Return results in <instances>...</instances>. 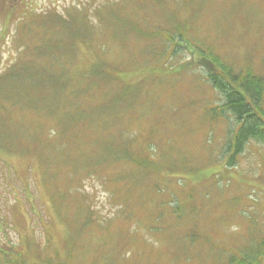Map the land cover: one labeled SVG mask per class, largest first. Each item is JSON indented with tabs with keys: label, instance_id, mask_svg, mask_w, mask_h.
Instances as JSON below:
<instances>
[{
	"label": "trees",
	"instance_id": "16d2710c",
	"mask_svg": "<svg viewBox=\"0 0 264 264\" xmlns=\"http://www.w3.org/2000/svg\"><path fill=\"white\" fill-rule=\"evenodd\" d=\"M204 1L106 0L102 5L84 9L68 5L61 11L49 9V12L39 14L34 10L27 12L23 0H0L3 35L5 30L9 33L12 29L7 15H2L5 6L26 9L18 18L22 23L18 35L24 43L20 55L14 63L0 68V148L7 149V156L21 150L32 154L42 173L54 183L66 170L76 171L74 175L79 179H96L107 191L109 199L113 202L121 200L117 205L111 202L118 209L116 219H127L133 202L152 213L153 225L149 226L148 233L153 235L163 231L157 219L165 215V219L191 223L190 238L193 243L201 241L203 236L197 235L195 228L202 225L205 216L187 199L185 190L188 187L178 176L186 161L178 162L176 154H169L174 167H163L157 163L162 161L158 155L150 156L142 148L150 143L158 147L164 139L170 141L172 133L179 134L178 130L174 131L172 121L167 120L170 112L163 118L168 103L157 120L155 113L145 117L139 113L140 108L148 113L146 105L149 104H156L155 110H158L157 101L164 99L163 94L169 95L168 102L174 97L165 88H142L141 80L127 82L125 75L131 69L127 60L139 58L146 51L154 54V61H158L173 57L181 49L189 50L192 45L186 38L188 28L201 13L204 15L201 9ZM196 8L200 10L197 15L194 14ZM158 12H162L166 28L158 26L156 30L142 26L154 23ZM134 18L137 22L132 20ZM154 37L160 40L159 46L145 43L147 47L135 49L134 41L155 42ZM100 41L103 46H93ZM198 46L201 48L199 61L188 71L202 68L206 75L198 77L207 88L205 93L212 88L222 96V104L215 107L211 104L206 114L217 126H227L229 137L222 154L230 158L228 163L231 165L233 155L240 153L248 142L264 144V82L248 69L233 73L231 67L221 63L211 47ZM45 120L52 121L50 128H40L38 132L37 128ZM150 121L153 122L151 126H146ZM13 130L20 134L17 140L10 133ZM6 142L7 146L4 145ZM78 162L82 166L77 167ZM0 164L7 166L8 162L1 158ZM150 167L160 168L159 173L147 175ZM7 171L11 173L12 170ZM174 188L184 192L178 195ZM193 193L199 196V193ZM82 202L87 204L85 200ZM50 203L55 219L60 217L61 211L67 217L59 199L53 197ZM78 226L79 236L93 237L81 231L85 225ZM181 234L186 239L189 237ZM60 239L63 242L62 233ZM186 239L178 242L188 254L191 249L184 245ZM45 240L47 243H39L38 252L32 254V264H62L60 255L65 248L64 242L62 250L58 251L49 238L45 237ZM257 247L264 252V241ZM21 248L28 249L14 247L20 255L17 262L26 264L27 252ZM11 249L0 247V264H5L4 252ZM248 252L240 259L233 254L226 264H259L260 258L256 259L255 252ZM48 253L53 256L40 257Z\"/></svg>",
	"mask_w": 264,
	"mask_h": 264
},
{
	"label": "rangeland",
	"instance_id": "374dc122",
	"mask_svg": "<svg viewBox=\"0 0 264 264\" xmlns=\"http://www.w3.org/2000/svg\"><path fill=\"white\" fill-rule=\"evenodd\" d=\"M105 1L23 0L27 12L34 10L39 14L49 12V9L61 11L68 5L84 9L87 6L102 5ZM204 2L201 8L204 15L201 13L191 22L192 30L188 28L186 35L190 42H196L192 44L194 48H191L194 57H199L201 52L198 45L205 49L211 47L220 57L221 63L231 67L233 73L249 68L257 76L264 77V0ZM25 7L18 9L6 5L2 12V15H7L8 25L12 29L9 33L5 30L4 37L0 27V42H3L0 43V68L10 62L14 63L20 55L24 43L18 35L22 24L18 18L26 10ZM199 13L200 10L196 8L194 14ZM155 16L154 23L142 26L156 30L158 26L166 28L162 12ZM132 20L137 22V18ZM153 39L155 42L134 41V48L138 50L139 47L145 48L146 44L152 46L154 43L159 46L160 40L157 37ZM103 45L101 41L93 44L94 47ZM127 61V66L131 68L125 75L127 82L140 79L139 85L142 88H165L174 97L168 102L166 98L169 95L163 94L164 99H161L159 93L158 110H155L156 104H149L146 105L148 113L144 108H140L139 113L142 117L155 113L157 120L161 116L160 111L168 103L163 118L170 112L167 120L172 121L174 131L178 130L179 134L172 133L170 141L163 138L164 142L158 147L150 143L142 148L150 156L158 155L162 161L157 163L163 167H174L169 154H176L178 162L186 161L178 176L181 182L184 181V186L188 187L185 190L188 192L185 193L187 199L200 208L205 216L202 225L195 228L196 234H201L203 239L193 243L190 238L192 224L165 219V215L157 219L163 231L153 235L148 233L149 226L153 225L152 213L143 205L133 202L129 217L116 219L118 209L114 204H119L121 200L113 202L109 199L107 191L96 179H79L74 175L76 171L66 170L54 183L42 173L39 162L32 154L21 150L16 155L7 156V149L0 148V159L5 158L7 166L12 170L10 173L6 164H0V247L13 248L4 252V263L18 264L20 255L14 247L20 246L28 247L21 250L27 252L25 263L32 264V254L38 252L36 249L39 243H47L46 237L58 251L62 250L64 242L65 248L60 255L62 264H226L233 254L240 259L250 250L255 252L256 259L260 258L259 264H264V252L257 247L264 241V144L248 142L240 153L233 155L232 164L229 165L230 158L222 154L229 137L227 126H217L206 114L211 104L214 107L222 104V96L212 88L208 94L205 93L207 88L199 78L206 75L202 68L188 71L197 62L189 50L181 49L171 59L162 61H154V54L146 51L141 57ZM152 123L150 121L146 126L150 127ZM51 124V120H45L37 131L40 128L48 130ZM16 132H10L15 140L20 137ZM7 144L4 143L5 146ZM181 153H185V157ZM81 164L78 162L77 167ZM159 170L150 167L146 174H157ZM174 191L178 195L184 192L178 188H174ZM193 192L199 193V196ZM53 197L61 201L67 217L61 211L60 217L55 219L52 211L54 207L50 203ZM78 224L85 225V230L81 231L93 237L79 236ZM91 228L93 231H90ZM61 233L63 242L60 239ZM181 233L189 237L186 239ZM184 239V245L191 249L188 254L178 242ZM50 256L53 254L40 257Z\"/></svg>",
	"mask_w": 264,
	"mask_h": 264
}]
</instances>
